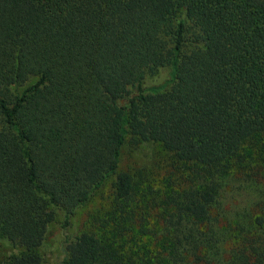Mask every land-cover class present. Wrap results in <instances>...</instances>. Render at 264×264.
I'll list each match as a JSON object with an SVG mask.
<instances>
[{"label": "trees", "instance_id": "16d2710c", "mask_svg": "<svg viewBox=\"0 0 264 264\" xmlns=\"http://www.w3.org/2000/svg\"><path fill=\"white\" fill-rule=\"evenodd\" d=\"M109 177L60 264H264V0H0V264H41Z\"/></svg>", "mask_w": 264, "mask_h": 264}, {"label": "rangeland", "instance_id": "374dc122", "mask_svg": "<svg viewBox=\"0 0 264 264\" xmlns=\"http://www.w3.org/2000/svg\"><path fill=\"white\" fill-rule=\"evenodd\" d=\"M169 66H161L152 74H146L141 85L147 88L151 85H157L169 78ZM29 79L26 84L31 82ZM25 85V84H24ZM24 85L19 86L17 90H20ZM134 88L130 89V93H134ZM124 99H120L118 103H123ZM163 155L161 147L152 142H139L135 145H131L128 139H125L121 147L120 168H138L140 169L141 176L146 181H149L153 186L158 187L161 185V169H158V162ZM111 178H107L104 183L91 195L87 203L77 209L68 220V224L65 228L61 227V214L56 213L55 218L49 222L46 226L45 233L41 245L39 246V254L41 256V264H60L63 253V237L72 236L79 233L84 229L83 222L87 213L99 208L100 205L111 197ZM233 201H237L240 204H244L247 198V191L232 192ZM258 199H263V195H258ZM261 207V206H260ZM260 207L257 208V214L260 212ZM15 249L10 243L0 238V259Z\"/></svg>", "mask_w": 264, "mask_h": 264}]
</instances>
